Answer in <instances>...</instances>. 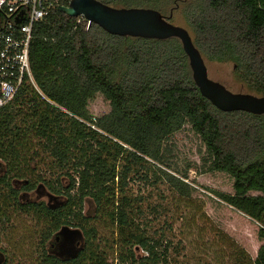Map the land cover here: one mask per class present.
<instances>
[{"label": "trees", "instance_id": "16d2710c", "mask_svg": "<svg viewBox=\"0 0 264 264\" xmlns=\"http://www.w3.org/2000/svg\"><path fill=\"white\" fill-rule=\"evenodd\" d=\"M70 1L58 0L33 26L30 65L38 90L25 83L0 109V224L12 213H30L42 222L43 232L66 223L95 240V223L88 228L82 214L88 199L96 212L92 221L115 229L120 264H166L168 245L140 227L148 225L136 220L143 213L135 206L141 198L130 195L127 185L131 174L147 180L153 168L156 180L190 197L194 188L185 181L187 170L174 165L167 143L189 124L205 145L209 170L233 179L232 193H212L256 222L258 238L264 240V114L222 111L203 97L179 39L110 34L57 9ZM99 1L144 7L160 0ZM161 1L166 9L171 0ZM172 2V12L183 4L182 17L202 56L232 62L235 78L264 95V0ZM97 94L110 110L95 117L88 104ZM42 167L52 176L46 177ZM20 180L23 190L42 184L66 200L56 209L23 202L16 188ZM139 250L146 255L138 259ZM90 257L91 264H105L104 250L93 241ZM235 260L264 264V243L255 257L239 251Z\"/></svg>", "mask_w": 264, "mask_h": 264}, {"label": "rangeland", "instance_id": "374dc122", "mask_svg": "<svg viewBox=\"0 0 264 264\" xmlns=\"http://www.w3.org/2000/svg\"><path fill=\"white\" fill-rule=\"evenodd\" d=\"M163 2L160 0L156 6L144 7L154 8L167 16L174 3L172 0L168 2L166 11ZM182 6L180 3L174 9L170 21L188 29L182 17ZM189 32L193 37L190 30ZM204 60L209 78L222 83L233 92H251L235 78L232 62L210 61L205 57ZM88 110L97 117L109 112L110 105L101 94H97L89 101ZM167 143L173 150L171 154L174 165L180 170H187L185 181L194 188L192 195L180 196L165 180H156L152 176L153 168H150L147 180L140 175L131 174L127 185L130 195L141 198L135 201V206L143 213L136 220L148 225L140 227L146 228L155 238L161 235L163 243L168 245L166 264H238L235 257L239 251L255 257L258 247L264 243V240L258 238V224L220 201L211 191L232 193V177L225 172L209 170L210 161L203 159L207 158L205 145L189 124L171 135ZM41 171L46 177L52 176L43 167ZM2 172L0 163V175ZM21 185L20 180L17 183L20 194L23 192ZM44 191L47 190H33L26 198L35 200L37 196H41L39 199L47 201ZM250 194L260 193L251 191ZM86 210L92 216L96 215L94 205H87ZM93 223L98 231L97 243L107 252L108 264H120L116 256L121 248L116 243L115 229L113 231L102 220L97 219ZM39 227L34 217L21 212L12 213L9 221L0 224V251L11 256L7 264H36ZM136 254L138 259L146 255L143 250L136 251Z\"/></svg>", "mask_w": 264, "mask_h": 264}, {"label": "water", "instance_id": "95a60500", "mask_svg": "<svg viewBox=\"0 0 264 264\" xmlns=\"http://www.w3.org/2000/svg\"><path fill=\"white\" fill-rule=\"evenodd\" d=\"M57 9L69 16H80L94 22L110 34L159 40L171 37L179 39L188 58L193 81L203 97L222 111L241 110L256 115L264 114V95L233 92L209 78L204 57L194 45L189 30L170 21L172 10L165 16L154 8L114 7L99 0H71L68 5H59ZM69 231L67 226L61 229V233ZM70 232L79 233V230Z\"/></svg>", "mask_w": 264, "mask_h": 264}, {"label": "built area", "instance_id": "2783aa9c", "mask_svg": "<svg viewBox=\"0 0 264 264\" xmlns=\"http://www.w3.org/2000/svg\"><path fill=\"white\" fill-rule=\"evenodd\" d=\"M57 2L0 0L3 13L0 20V109L14 100L25 83L38 90L30 65L33 26L47 16Z\"/></svg>", "mask_w": 264, "mask_h": 264}, {"label": "flooded vegetation", "instance_id": "af4514ba", "mask_svg": "<svg viewBox=\"0 0 264 264\" xmlns=\"http://www.w3.org/2000/svg\"><path fill=\"white\" fill-rule=\"evenodd\" d=\"M42 188L47 190L43 192L44 196L47 197V201H44L43 199H39L41 196H37L35 200L26 198V195L28 193L32 192L33 190H39ZM19 198L20 200H23V202H27V203L33 202L38 205L43 203L45 206H47L50 209L58 208L66 200L64 196H59V194L52 192L42 184H38L36 187L28 191L23 190L22 194L19 195ZM90 204H92L91 201L85 199L82 209V214L86 217L88 228H90V223L92 224L93 222L92 218L95 216V214L94 216H92L89 210H86V206L87 205L89 206ZM27 215L34 217L30 213H28ZM47 220H48L47 224L49 227L50 219ZM36 221L39 223L40 226L37 235L38 236L37 246L39 248V251L38 253H36V260H35L36 264H91V257H90L91 242L93 241L96 245L100 247V245L97 243L98 236L95 240H91L90 236L86 238L83 230L80 227L66 223L61 224L57 229L48 228L43 232L41 231L43 228L42 222L41 221L39 222L38 220ZM45 226L47 227L46 224ZM65 226L69 227L70 231L77 229L79 230V233H73L70 231L61 233L62 227ZM42 234L44 236L48 234L47 237L44 239L45 240L44 242H42V236H43ZM82 252H83V256H82ZM104 257H105V264H108V258H107L108 256L106 251H104ZM8 260H11V256H8L7 254L5 255L3 252L0 251V264H7ZM16 263H19V261H16ZM20 264H24V263L20 262Z\"/></svg>", "mask_w": 264, "mask_h": 264}]
</instances>
